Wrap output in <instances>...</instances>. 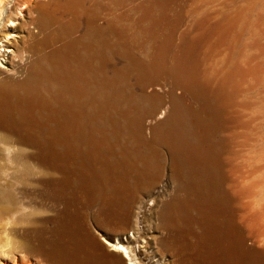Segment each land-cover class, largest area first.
Masks as SVG:
<instances>
[{"label": "rangeland", "instance_id": "1", "mask_svg": "<svg viewBox=\"0 0 264 264\" xmlns=\"http://www.w3.org/2000/svg\"><path fill=\"white\" fill-rule=\"evenodd\" d=\"M70 2L47 0L39 13L35 4L37 26L26 10L15 20L46 40L44 55L0 60L9 128L0 131V261L49 264L54 251L50 264H264V0H181L184 26L206 41L194 59L192 50L98 57L85 13L107 10L90 0L74 15ZM136 76L144 94L133 91ZM60 123L70 155L60 142L44 147ZM49 149L53 166L33 157ZM24 233L45 246L40 255L15 248Z\"/></svg>", "mask_w": 264, "mask_h": 264}, {"label": "bare ground", "instance_id": "2", "mask_svg": "<svg viewBox=\"0 0 264 264\" xmlns=\"http://www.w3.org/2000/svg\"><path fill=\"white\" fill-rule=\"evenodd\" d=\"M33 1H35V2H33ZM37 1L38 0H0V60L2 57L5 59L7 57H9L10 62H15L19 58H21V59L25 58V56H27L30 52L32 54H36V55H44L45 54V52H43V50H44V46L47 44L46 40L42 39V41L39 42L37 37L32 34V32H31L32 28H30V30H29L28 38L24 33V29L28 27V20L22 19V21L17 25L15 23V20L19 19V17H21L22 12L25 10L28 12V14L30 16L33 13V8H34L35 4H37L35 6V7H37V13L43 11V6L47 2V0H42V1H45L44 4H39ZM87 1H90V0H74V2H70V7L66 8L64 5V11H66L68 13H72L74 15H77L81 6H83L84 3ZM91 1H93V11L94 12H96L97 7H101L103 9L107 10V13H105V14L100 13V15L103 17V19L105 21L102 24L100 22H98V23L94 22V21H98L100 19V17H99L100 15H97L95 13H90V12L85 13V18L89 21V23L87 24L88 25L87 34L90 35L92 40H86L85 38L81 37L78 33L77 27L68 28L67 30L71 33V36H70L71 38H73V39H77V38L85 39L86 46L93 48L96 51L98 57H103L105 55L115 56L117 54H127V55L139 54L142 57L146 53L152 52V51H160L163 53H169L172 50H178L181 52L192 50L193 51V59H194L196 57V55L198 54V52L206 49V46H205L206 41L202 40V37L199 34H195L191 28L188 29L184 26V23L187 20H190L189 18H187L186 14L190 15V13H189V11H187L184 8L185 2L181 3V0H162V1H160V0H143V1H138V2H134V0H91ZM65 4H67V3H65ZM59 5L62 7L61 4H59ZM10 6L15 7V9L17 8V10L14 13L9 12ZM45 11L47 13H51V9H49V8H45ZM29 18L32 19L34 26H37L36 25V22H37L36 14L33 17L31 15ZM10 21H11V23H9ZM195 24H196V21H195V19H193L191 26H194ZM210 46H211V43H210L209 47ZM87 58H90L91 60L94 59L93 56H88ZM144 64L148 65L145 60H144ZM33 67H35V66H33ZM85 69H86V67L84 66L81 70L78 71V73L80 75H83ZM29 70H30V73L34 72L31 68ZM134 83H135L134 85H136V87H137V90H133V89L132 90L135 92H140V93L144 94V88H143L138 76H136L134 78ZM134 89H135V87H134ZM158 107L163 108L160 106H158ZM60 114H61V117H63V118H70V117L74 116V114L70 111L61 112ZM34 124H35V128L37 129L38 123L34 120V117H29L27 122H26V126L30 127L31 125H34ZM40 128L41 127H39V130H40ZM8 129L9 128L7 126L0 125V131L7 132ZM61 134H62V136H60ZM46 135L48 136L47 139H49L48 144H51V147L46 146L47 145V143H46V145L43 144V146L45 145L44 146L45 148L46 147L52 148L53 143H59L60 142V144H63L64 146L67 147V150H68L67 153L69 152V155H70L69 144L65 140V137L67 135V129L62 128V123H60L58 125L56 135H54V136H52V135L50 136L48 134H46ZM44 139L46 140V138H44ZM13 140L16 141L15 139H13ZM18 140H19V138H18ZM9 141H12V139ZM18 142H16V143H18ZM35 143H38V141L37 142L35 141ZM40 143H43V142L40 141ZM33 144H34V142H33ZM38 145H40V144H38ZM1 146L3 147V149L5 151H7V153H9L11 151L10 147L7 145L1 144ZM41 146H42V144H41ZM35 147L36 146L34 145V149H35ZM44 147H43V152H45ZM37 148H38V146H37ZM54 149H53V151H55ZM25 150H24V152H25ZM31 150H29V148H28L29 153ZM33 150H32V152H34ZM43 152H41V153H43ZM46 152H48V151H46ZM38 153H39V150H38ZM33 154H31V155H33ZM35 155H36V153H35ZM69 155L66 157L67 159L69 158ZM57 156H59V154L58 155H57V153L54 154V153H52V149H49V155H47L46 157H42V155H41L43 160L40 158V155H38V154H37V156H33V157L40 164L51 165L50 163H52V166H53V164L55 162V161H53V159L56 160L55 158H57ZM58 158H57V160H58ZM64 161H63V164H64ZM60 163H62V162H60ZM50 167H49V169H50ZM52 168H51V171H53ZM44 183H45V185L42 183L43 187L42 186H40V187L47 189V192L50 191V188L52 186L54 188V185H52V184L49 185L50 183L48 184V182L46 180ZM4 205L6 206L7 204H4ZM5 206L0 208V217L3 216L2 213H4V215L5 214L8 215V213H7L8 209H6L8 207L4 208ZM9 209L11 210V208H9ZM11 211H10V214H11ZM14 213L15 212H13L12 214L14 215ZM12 214H11V216H12ZM8 217H10V215ZM14 220H15V218H14ZM178 220H179V218H178ZM176 222H177V220H176ZM124 224L127 225L128 221H126ZM181 224H183V223H181ZM181 224L175 223V221H173L171 226L177 227ZM60 225L61 224H59V226L57 225V228H62V226H60ZM190 231H192V230H190ZM185 232H187V230H185ZM185 232L183 234H185ZM172 233H173V231L170 229V234H172ZM174 233H176V232H174ZM176 234H178V236H179V241H180L181 246L186 247L187 242L184 243L185 237L183 238L181 233H176ZM179 234H181V235H179ZM189 235L191 236V233ZM189 235H188V237H190ZM195 236H197V235H195ZM30 237L31 236L29 234L24 233V235L21 237V242H19V243L15 242L16 243L15 248L17 247L16 249H20V250L25 249V251H28V252L31 250V251L36 252L37 254L40 255V253H38V252L41 251L45 246H39V245L37 246V244ZM197 238H198V236H197ZM189 239H187V241ZM192 239H193V236H192ZM199 240L200 239H197L194 243H196ZM194 246H195V244H194ZM92 250L94 251L95 254H97V249L95 247H93L90 250L93 254ZM192 250H194V249L192 248ZM45 251H46V249H45ZM132 251H134L133 248H132ZM91 252H90V254H91ZM41 253H42V251H41ZM1 254L3 256H6V254H8V252L2 250ZM49 254H50L49 256L48 255L45 256V254H44V256L47 257V259H49L50 262L53 261V263H54L55 260H53V258H54L55 252L53 251L52 253H49ZM186 254H187V256H189L188 253H186ZM134 255L135 254L133 253V258L135 257ZM16 256L17 255H14L12 257L14 262H12L11 264L17 263V262H15ZM95 256H93V257H95ZM69 257H71L72 260L74 261V255L73 254H71ZM22 259L24 260L23 261L24 264H33L28 255H22ZM64 259H65V256H64ZM94 260H96V257ZM50 262H49V264H50ZM96 262H97V260H96ZM87 263H88L87 259H85L83 257L82 264H87ZM93 263H95V262L93 261ZM0 264H5V263L0 261Z\"/></svg>", "mask_w": 264, "mask_h": 264}, {"label": "water", "instance_id": "3", "mask_svg": "<svg viewBox=\"0 0 264 264\" xmlns=\"http://www.w3.org/2000/svg\"><path fill=\"white\" fill-rule=\"evenodd\" d=\"M10 264H11V262H10Z\"/></svg>", "mask_w": 264, "mask_h": 264}]
</instances>
